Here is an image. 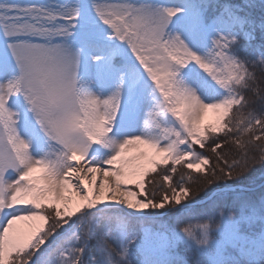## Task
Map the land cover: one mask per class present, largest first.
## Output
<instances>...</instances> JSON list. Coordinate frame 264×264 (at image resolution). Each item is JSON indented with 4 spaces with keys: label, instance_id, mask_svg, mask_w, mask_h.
<instances>
[{
    "label": "snow or ice",
    "instance_id": "obj_1",
    "mask_svg": "<svg viewBox=\"0 0 264 264\" xmlns=\"http://www.w3.org/2000/svg\"><path fill=\"white\" fill-rule=\"evenodd\" d=\"M257 163L264 0H0V264H264Z\"/></svg>",
    "mask_w": 264,
    "mask_h": 264
},
{
    "label": "trees",
    "instance_id": "obj_2",
    "mask_svg": "<svg viewBox=\"0 0 264 264\" xmlns=\"http://www.w3.org/2000/svg\"><path fill=\"white\" fill-rule=\"evenodd\" d=\"M256 2L259 3V0H256ZM257 11H259V10H257ZM221 151L230 153V155H229L230 160L232 158H234L235 155L237 154V149L233 145H230V144H225L224 148ZM203 152L204 153L208 152L209 156L212 155L210 153V151H208L207 149L203 150ZM213 162H215L214 157H213ZM180 171L182 172V171H184V169L181 168ZM237 171H238V169H237ZM263 180H264V164L257 163V164L251 165L246 172L235 177L234 180L228 181V183L232 184V185H242L244 187H255L257 184L262 183ZM198 182L203 183V181H198ZM217 183H219L220 185H223L225 183V181L221 180ZM203 185H204V183H203ZM215 187H216V184L214 183L213 185L208 186L207 189L205 188V191L210 190L211 188H215ZM238 191H239V194L242 196L258 200L260 198V196L262 194H264V184L258 188L243 189V190H238ZM203 194H205V193H203Z\"/></svg>",
    "mask_w": 264,
    "mask_h": 264
},
{
    "label": "rangeland",
    "instance_id": "obj_3",
    "mask_svg": "<svg viewBox=\"0 0 264 264\" xmlns=\"http://www.w3.org/2000/svg\"><path fill=\"white\" fill-rule=\"evenodd\" d=\"M208 119L209 120H212L213 119V117H212V114L210 113L209 114V117H208ZM205 150V149H204ZM197 151H203V150H201L199 147H197ZM205 155H209V153L208 152H205L204 153ZM264 181V180H263ZM262 181V182H263ZM199 183V182H198ZM194 184V185H191L190 187L193 189V192H194V194H195V197H196V199L197 200H200L202 197H204V195L205 194H203V193H205V186L203 185V183H199V184ZM261 184V183H260ZM260 184H257L256 186H258V185H260ZM255 186V187H256ZM197 188H199L200 190L199 191H197ZM251 188H253V187H251ZM149 190H151V186H149Z\"/></svg>",
    "mask_w": 264,
    "mask_h": 264
},
{
    "label": "water",
    "instance_id": "obj_4",
    "mask_svg": "<svg viewBox=\"0 0 264 264\" xmlns=\"http://www.w3.org/2000/svg\"><path fill=\"white\" fill-rule=\"evenodd\" d=\"M264 183V182H263ZM262 183V184H263ZM259 186V185H258ZM258 186L254 187V188H257ZM237 189H244V187L242 185H236L235 186ZM247 189H251V188H247Z\"/></svg>",
    "mask_w": 264,
    "mask_h": 264
}]
</instances>
